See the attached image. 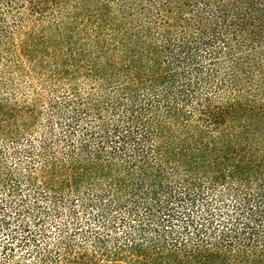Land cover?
Listing matches in <instances>:
<instances>
[{
  "label": "trees",
  "instance_id": "16d2710c",
  "mask_svg": "<svg viewBox=\"0 0 264 264\" xmlns=\"http://www.w3.org/2000/svg\"><path fill=\"white\" fill-rule=\"evenodd\" d=\"M0 264H264V0H0Z\"/></svg>",
  "mask_w": 264,
  "mask_h": 264
}]
</instances>
